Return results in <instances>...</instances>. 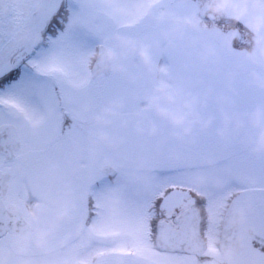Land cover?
Returning a JSON list of instances; mask_svg holds the SVG:
<instances>
[{
  "label": "rangeland",
  "instance_id": "1",
  "mask_svg": "<svg viewBox=\"0 0 264 264\" xmlns=\"http://www.w3.org/2000/svg\"><path fill=\"white\" fill-rule=\"evenodd\" d=\"M7 15L0 75L21 77L0 89V134L20 148L0 170L30 229L0 239V264H144L136 235L166 189L169 209L264 213V0H17Z\"/></svg>",
  "mask_w": 264,
  "mask_h": 264
},
{
  "label": "flooded vegetation",
  "instance_id": "2",
  "mask_svg": "<svg viewBox=\"0 0 264 264\" xmlns=\"http://www.w3.org/2000/svg\"><path fill=\"white\" fill-rule=\"evenodd\" d=\"M16 2L17 0H0V48L6 45L7 31H13L11 26V29L6 26L4 20ZM11 137L15 139L13 136ZM0 173L3 178L1 197L3 204L7 209L19 214L29 224L26 217L18 209L14 207L12 209L8 205L9 198L15 200L16 194L15 192L13 195L8 194V186L4 184L5 178L1 170ZM30 192L31 195L34 194V190H30ZM29 199L30 201L34 200L33 197H29ZM26 202L29 205V201ZM191 204L192 202L181 209L183 211L192 209ZM28 205L26 206L28 209L35 206L34 203ZM255 207L256 205H250V202L242 200V202L230 201L227 205L207 206L205 210H202L196 223H203L206 226V231L202 235L193 232L187 245L188 256L193 264H264V213L260 211L262 207L257 206L260 207L259 210ZM78 209V206L74 208V213ZM254 209L255 213L253 212ZM29 212L31 215V211ZM213 212H221L222 216L218 221H213ZM74 213L69 220H66L67 224L71 222L74 229L77 228L75 223L78 224L80 221L83 222L91 218L87 213L79 216V212L77 217ZM193 215H195L194 211ZM28 231L24 234L15 235L24 236ZM254 245L261 247H254ZM252 256H255L254 260L251 258Z\"/></svg>",
  "mask_w": 264,
  "mask_h": 264
},
{
  "label": "snow or ice",
  "instance_id": "3",
  "mask_svg": "<svg viewBox=\"0 0 264 264\" xmlns=\"http://www.w3.org/2000/svg\"><path fill=\"white\" fill-rule=\"evenodd\" d=\"M67 5L61 4L56 15L43 29V35L50 36L62 28L61 20L64 17ZM41 50L37 49L27 57L28 62L33 60V56ZM32 71L41 80L49 79L51 74L59 71L55 67L45 68L34 65ZM66 71V70H65ZM21 77V69L9 68L3 75H0V89L11 87ZM33 83H39L34 80ZM172 189H166L163 195L152 202V215L147 221L146 227L140 229L136 235V253L143 260L144 264H193L188 256V242L195 232L202 235L206 231L203 223H196L199 214L208 206V202L193 198L191 208L194 211H183L177 206L170 209L166 206V196L171 194ZM159 246L155 241L161 240ZM254 247H261L254 245ZM132 253H129L131 255ZM109 264H118L116 258L110 257Z\"/></svg>",
  "mask_w": 264,
  "mask_h": 264
},
{
  "label": "water",
  "instance_id": "4",
  "mask_svg": "<svg viewBox=\"0 0 264 264\" xmlns=\"http://www.w3.org/2000/svg\"><path fill=\"white\" fill-rule=\"evenodd\" d=\"M208 7H204L201 11V16L204 17ZM108 58L107 52L103 47L99 48L98 57L94 63L92 73L98 75L105 71L107 68ZM20 148L18 141H15L9 132L5 130L0 134V153L10 160L13 157V152ZM104 172L108 174H115V171L109 167H104ZM2 182L3 178L0 173V238L4 237L8 233L24 234L29 229V224L16 212L6 209L2 202ZM192 211V209L186 210V212ZM162 242L161 240L155 241L156 246H159Z\"/></svg>",
  "mask_w": 264,
  "mask_h": 264
}]
</instances>
